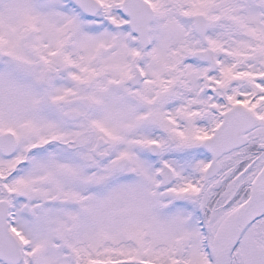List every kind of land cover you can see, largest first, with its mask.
Masks as SVG:
<instances>
[{
	"label": "snow or ice",
	"instance_id": "1",
	"mask_svg": "<svg viewBox=\"0 0 264 264\" xmlns=\"http://www.w3.org/2000/svg\"><path fill=\"white\" fill-rule=\"evenodd\" d=\"M0 264H264V0H0Z\"/></svg>",
	"mask_w": 264,
	"mask_h": 264
}]
</instances>
